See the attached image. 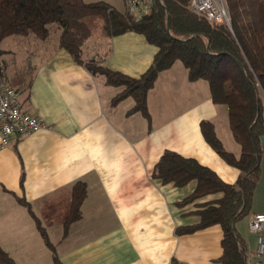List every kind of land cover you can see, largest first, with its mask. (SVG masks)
Segmentation results:
<instances>
[{
  "label": "crops",
  "instance_id": "crops-1",
  "mask_svg": "<svg viewBox=\"0 0 264 264\" xmlns=\"http://www.w3.org/2000/svg\"><path fill=\"white\" fill-rule=\"evenodd\" d=\"M84 1L106 2L116 10L122 6L123 12L126 8L125 0ZM87 41L82 47L85 62L98 61L131 78H140L158 52L137 33L107 36L103 24L98 41ZM0 76L19 91L21 109L48 126L0 148V245L18 264H54L34 216L63 264H221L220 225L181 235L176 230L198 224L200 206L223 194L184 204L196 181L176 187L154 176L162 155L172 151L197 160L228 184L238 181L240 171L212 149L201 131L203 121L213 122L225 149L240 155L228 110L213 102L207 81H190L177 61L149 91L148 119L131 112L132 97L113 104L119 90L74 62L59 47V38L50 45L33 36L0 42ZM262 112L264 116V99ZM260 147L251 209L234 225L246 248L245 264H256L257 236L249 223L255 214H264ZM78 182L87 186L82 216L64 237L63 222Z\"/></svg>",
  "mask_w": 264,
  "mask_h": 264
},
{
  "label": "trees",
  "instance_id": "trees-1",
  "mask_svg": "<svg viewBox=\"0 0 264 264\" xmlns=\"http://www.w3.org/2000/svg\"><path fill=\"white\" fill-rule=\"evenodd\" d=\"M231 27L210 22L196 13L191 0H156L152 14L135 21L106 2L84 0H0V42L9 36H35L47 40L51 26L60 30L59 47L74 62L84 65L94 76L103 77L119 90L113 104L126 97L135 100L131 112L150 119L148 93L161 72L180 61L192 82L204 80L210 85L213 102L228 110L229 125L240 145L239 156L225 149L211 121L201 123L206 142L230 166L240 171L235 184L224 182L213 170L193 158L166 151L154 171L163 183L183 187L197 182L194 193L182 203L194 202L208 195L222 198L201 205L196 213L199 223L180 227L177 235L220 225L223 229L221 264H245L246 248L235 230V222L251 209L252 197L260 177L261 137L264 136V0H226ZM100 18L107 36L137 33L158 48L149 69L140 78L112 71L98 61L85 62L82 47L92 34L88 22ZM87 186L78 182L72 189V201L64 219V237L79 220ZM27 206L29 203L20 200ZM33 214V213H32ZM45 245L52 252L54 264H63L42 221L34 216ZM0 264H18L0 245Z\"/></svg>",
  "mask_w": 264,
  "mask_h": 264
},
{
  "label": "built area",
  "instance_id": "built-area-1",
  "mask_svg": "<svg viewBox=\"0 0 264 264\" xmlns=\"http://www.w3.org/2000/svg\"><path fill=\"white\" fill-rule=\"evenodd\" d=\"M156 0H125V12L135 21L152 14ZM192 9L204 14L217 25L231 27V15L226 0H191ZM39 118L21 109L20 93L0 76V148L10 145L14 137H23L46 129ZM250 231L257 236V249L253 254L256 264H264V214H255L249 223Z\"/></svg>",
  "mask_w": 264,
  "mask_h": 264
},
{
  "label": "rangeland",
  "instance_id": "rangeland-1",
  "mask_svg": "<svg viewBox=\"0 0 264 264\" xmlns=\"http://www.w3.org/2000/svg\"><path fill=\"white\" fill-rule=\"evenodd\" d=\"M117 9L119 11H121V12L124 11V8L122 6L117 7ZM125 10H126V8H125ZM88 22H89V24L91 26V29H92V36L87 41V43L88 42H90V43L97 42L98 39H99V35L102 32V24H103L102 23V19H100V18H90V19H88ZM59 34H60V30L57 29V26L56 25H52L51 26V34H50L49 38L47 39V44L53 45L54 43H56L58 41ZM33 37L35 38V36H33ZM223 137H224V140L226 141V143L228 144V142H227L228 140L225 138L227 136H223ZM232 139H233V136H232ZM233 142H235V141H233ZM232 146L233 147L235 146L236 148L239 147V145L237 143H232ZM227 147H229V146H227ZM229 149H233V148H229ZM59 228H61V225H59ZM51 237H52V240L54 241L55 238H54L53 234L51 235Z\"/></svg>",
  "mask_w": 264,
  "mask_h": 264
},
{
  "label": "water",
  "instance_id": "water-1",
  "mask_svg": "<svg viewBox=\"0 0 264 264\" xmlns=\"http://www.w3.org/2000/svg\"><path fill=\"white\" fill-rule=\"evenodd\" d=\"M261 145H262V147H263V149H264V136L261 137Z\"/></svg>",
  "mask_w": 264,
  "mask_h": 264
}]
</instances>
